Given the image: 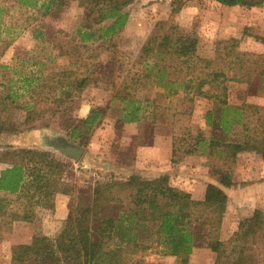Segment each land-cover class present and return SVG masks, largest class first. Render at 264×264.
Masks as SVG:
<instances>
[{"label": "trees", "instance_id": "16d2710c", "mask_svg": "<svg viewBox=\"0 0 264 264\" xmlns=\"http://www.w3.org/2000/svg\"><path fill=\"white\" fill-rule=\"evenodd\" d=\"M134 1L85 0L84 14L96 22H110L97 28L80 27L74 34L54 31V58L65 57L66 66H51L22 79L19 73L15 79L0 62V99L6 103L2 109L23 108V121L29 124L46 114L56 115L63 102L72 103L85 87L84 72L92 79L113 82L97 73L94 62L78 55V43L109 40L115 45L114 39L129 19L126 7ZM215 1L229 7L264 5V0ZM55 2L0 0V58L17 34L46 17ZM9 6L22 15L21 22L13 21L19 28L5 24V17H11ZM180 8L171 3V14ZM37 31L43 40L41 30ZM254 37L264 44V37ZM183 38V27L170 18L156 21L111 101L118 105L117 121L141 126L169 115L174 123L190 114L196 97L210 100L211 107L204 114L210 134H193L186 128L183 135H173L172 145L181 146L185 155L204 156L215 183L206 185L202 199L165 185L159 177L143 178L135 173L78 185L68 181L75 172L69 160L49 150L8 148L0 158L6 164L0 170V220H27L36 207L51 208L56 192L69 196L63 229L67 250L60 252L50 236L36 235L29 243L11 245L10 264H145L143 256L154 246L174 256L173 264H206L190 260L197 247L214 254L210 264H264V207L252 212L245 227L220 239L228 200L224 188L232 186L238 154L252 151L264 160V106L230 100L233 84L242 85V96L264 95V50L249 53L239 49L237 38L218 39L213 58L193 55L184 65L180 59ZM137 88L162 91L144 101L130 99V91ZM107 108L91 107L81 127L71 130V139L86 146ZM68 109L64 111L70 119Z\"/></svg>", "mask_w": 264, "mask_h": 264}, {"label": "rangeland", "instance_id": "374dc122", "mask_svg": "<svg viewBox=\"0 0 264 264\" xmlns=\"http://www.w3.org/2000/svg\"><path fill=\"white\" fill-rule=\"evenodd\" d=\"M171 3L181 8L171 14ZM85 0H56L49 14L34 22L27 29L20 31L0 62L7 65L16 79L20 73L38 75L51 66L67 65L65 57H55L52 50L54 31L61 30L69 34L78 28L90 25L93 28L110 22H96L84 14ZM129 19L124 29L114 39L96 40L78 43V55L94 62L98 74L113 79L105 82L92 79L86 72L85 87L72 103L63 102L54 116L46 114L40 119L25 124V110L21 107L2 109L5 101L0 99V158L4 150L16 147H32L49 150L56 157L69 160L75 169L69 182L88 185L94 180L116 177L127 178L138 174L143 178L159 177L165 185L191 193L195 199H202L206 185L216 181L206 165L204 156L185 155L182 147L172 145L173 135L184 134L185 129L193 134L201 131L210 134L205 124L204 114L211 107V101L196 97L188 116L182 115L176 122L171 115L166 120L155 123H136L117 121L119 109L112 102V96L125 72L130 68L145 37L158 20L169 19L184 29L181 62L186 65L193 55L213 58L215 42L218 39L234 37L240 40L239 49L254 53L264 50V44L254 36L264 37V5L262 6H224L215 0H135L126 7ZM11 17H5V24L10 28L16 20L21 22L18 10L9 6ZM32 11H26L30 13ZM3 21V22H4ZM35 28V31L33 29ZM41 30L43 40L36 36ZM7 39L10 35L5 34ZM51 55L49 60L48 57ZM93 64L90 67L93 68ZM242 85L233 84L230 100L239 102L245 99L249 103L264 106V95H241ZM160 88L131 90L129 98L144 101L153 98ZM175 97V96H174ZM54 100V99H53ZM176 103V100H174ZM53 103L51 105H55ZM107 106L101 123L92 133L88 144L75 161L62 154L58 146L73 144V128L81 127L84 117L91 107ZM71 107L72 118L67 119L64 108ZM177 107V106H176ZM174 108L170 109L172 112ZM177 110V109H176ZM182 142V141H181ZM81 147V146H80ZM6 166L0 161V170ZM228 200L224 214L220 239H227L234 231L245 227L248 218L256 208L264 207V160L252 151L238 154L233 173V183L224 188ZM69 196L56 192L52 197L51 208L36 207L27 220H12L5 217L0 220V264H10V247L13 244L29 243L36 235H47L56 241L60 252L68 247L63 232L67 215ZM214 254L204 247H197L190 256L192 262H212ZM145 264H173L174 256L163 254L160 247H152L144 256Z\"/></svg>", "mask_w": 264, "mask_h": 264}, {"label": "water", "instance_id": "95a60500", "mask_svg": "<svg viewBox=\"0 0 264 264\" xmlns=\"http://www.w3.org/2000/svg\"><path fill=\"white\" fill-rule=\"evenodd\" d=\"M58 149L62 154L73 158L75 161L83 152L82 147L73 144H62L58 146Z\"/></svg>", "mask_w": 264, "mask_h": 264}, {"label": "crops", "instance_id": "0c3cea01", "mask_svg": "<svg viewBox=\"0 0 264 264\" xmlns=\"http://www.w3.org/2000/svg\"><path fill=\"white\" fill-rule=\"evenodd\" d=\"M211 182H213V183H215L214 181H211ZM210 183V182H209ZM203 198V197H202Z\"/></svg>", "mask_w": 264, "mask_h": 264}]
</instances>
